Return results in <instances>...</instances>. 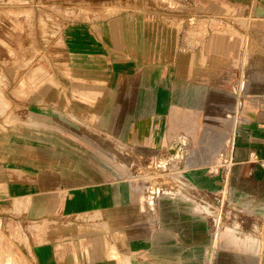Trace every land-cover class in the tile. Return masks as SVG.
<instances>
[{"label":"rangeland","instance_id":"obj_1","mask_svg":"<svg viewBox=\"0 0 264 264\" xmlns=\"http://www.w3.org/2000/svg\"><path fill=\"white\" fill-rule=\"evenodd\" d=\"M195 4L213 48L236 58L196 71L264 75V0H0V233L14 264H218L236 249L264 264V219L240 206H264V193L246 198L217 174L236 136L219 125L220 93L206 113L173 91L175 112L147 113L148 91L93 56L90 32L111 16L165 11L194 35Z\"/></svg>","mask_w":264,"mask_h":264},{"label":"crops","instance_id":"obj_2","mask_svg":"<svg viewBox=\"0 0 264 264\" xmlns=\"http://www.w3.org/2000/svg\"><path fill=\"white\" fill-rule=\"evenodd\" d=\"M190 1L196 3L198 0ZM215 1L238 3L244 0ZM214 6L220 8L222 5L217 3ZM135 12L111 16L107 32L102 28H92L90 33L93 34L95 41L93 42L94 58L106 59L108 65L115 66V72L112 75L117 74L119 78L129 75L128 90L135 92L141 88L148 91L150 94L148 98L151 99L149 106L154 108L147 113H166L172 110L175 112L177 107L168 104L172 93L179 100V105L184 106L186 103L196 108L202 107L203 109L199 111L201 113L213 111L214 97L217 95L214 91L219 92L220 109L226 113V119L219 125L223 130L234 129L236 136H234L235 143L232 144L234 152L226 158L229 160V165L217 174L227 179L232 191H237L246 198L264 193V75L251 76L222 72L210 74L205 69L196 71L202 66L215 63L210 60L213 56H224L226 59L220 60H225L222 63L228 62L229 58L231 63L236 61L235 56H231L228 52L231 48H224L221 54L217 51L218 49L213 48L210 39L214 30L210 25L211 14L197 9L196 4L187 13V20H184V23L188 22V24L193 20L194 23L191 22L189 28L196 31L194 35L188 33L185 27L167 26L165 11L158 10L154 16L139 12L137 18L134 17ZM122 18H125V21ZM194 20L199 21L203 27L195 26L197 22L195 23ZM102 33H108V36L102 39ZM102 42L106 43L103 47H101ZM185 64L189 67L188 71L178 68ZM191 64L195 66L193 70L190 69ZM123 65L132 67V72L117 71V67ZM172 67L178 72L181 71L173 74L172 69L170 71ZM143 82L147 85L142 84ZM256 82L260 83L256 84ZM237 113L240 115L236 117V120H231L232 117L229 114L236 116ZM179 141L174 143L170 150L174 145L179 147ZM181 149L182 156L183 146ZM246 205L247 203H240L242 208L253 207L255 213L264 219L263 205ZM33 226L41 227L40 224H33ZM5 245V236L0 233V251L4 248L3 254H0V264H14L15 261L12 259L14 256L6 250ZM10 245L12 247L11 242ZM249 254L248 251L236 249V254L222 251L215 257L218 256V264H246Z\"/></svg>","mask_w":264,"mask_h":264},{"label":"bare ground","instance_id":"obj_3","mask_svg":"<svg viewBox=\"0 0 264 264\" xmlns=\"http://www.w3.org/2000/svg\"><path fill=\"white\" fill-rule=\"evenodd\" d=\"M179 143H180V145H179V147L177 146V145H174L172 148H171V150H170V152H171V154L173 155V156H181V154H182V141H179ZM162 160H163V158H162ZM164 161V163H165V159L163 160ZM161 187V186H160ZM153 202V201H152Z\"/></svg>","mask_w":264,"mask_h":264}]
</instances>
